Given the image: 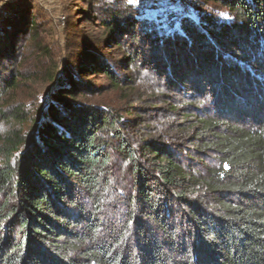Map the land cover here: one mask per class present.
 Returning a JSON list of instances; mask_svg holds the SVG:
<instances>
[{"label": "trees", "instance_id": "obj_1", "mask_svg": "<svg viewBox=\"0 0 264 264\" xmlns=\"http://www.w3.org/2000/svg\"><path fill=\"white\" fill-rule=\"evenodd\" d=\"M1 1L0 121H22L3 99L25 77L14 65L38 25L33 1ZM208 1L174 29L176 13L140 18L127 4L120 17L105 3L101 27L116 47H131L127 65L186 90L188 107L207 105L187 112L197 137L185 154L131 141L120 115L79 100L81 76L120 82L112 61L90 53L68 66L28 130L0 136V264H264V0ZM110 151L126 163L115 172L125 173L118 202L109 199Z\"/></svg>", "mask_w": 264, "mask_h": 264}, {"label": "rangeland", "instance_id": "obj_2", "mask_svg": "<svg viewBox=\"0 0 264 264\" xmlns=\"http://www.w3.org/2000/svg\"><path fill=\"white\" fill-rule=\"evenodd\" d=\"M31 1V10L38 25L36 35L25 42L21 56L14 65L25 77L19 81L16 91L7 93L3 99L5 104L13 98L7 105H17L23 117L22 121H0V136L8 132L25 133L30 117L35 116L38 108L47 103L52 89L56 88L67 67H79L93 53L112 61V70L120 82L114 85L113 81L99 72L81 76L84 92L79 100L102 104L120 115L123 133L133 142L156 139L174 145L179 154L190 150L193 138L197 137L194 134V126L197 125L193 126L194 119L186 116L188 113H196L192 106L203 110L207 105L204 103L203 106L202 102L196 100L188 107L186 90L180 89L177 93L170 91L158 75L145 70L139 63L127 65L126 59L133 56V50L128 43L120 48L116 47L101 27V20L110 15L109 7L105 3L114 4L113 7L119 10L120 17L126 15L127 9L124 7L129 5L138 8L136 10L140 12V18L166 21L170 12L176 13V17L169 19L168 23L174 29L178 27L181 15L186 11L189 13L191 6H201L203 0H136L135 3H129V0H100L96 5L85 3L84 0ZM204 1V5L208 6L209 1ZM6 4L0 0V21L3 12H7L3 10ZM214 8L215 15H225L226 10L219 4ZM204 9L206 7H202ZM50 75H53L52 80L50 77L48 79ZM257 105L261 107V104ZM253 112L255 117L263 115L261 111L253 109ZM254 123L256 122L252 120L248 124ZM110 152L112 161L109 170L115 171L112 172L114 192L109 193V199L118 202L120 197L113 194L124 189L125 173L115 172L126 170V163L117 153ZM1 160L0 156V162Z\"/></svg>", "mask_w": 264, "mask_h": 264}, {"label": "snow or ice", "instance_id": "obj_3", "mask_svg": "<svg viewBox=\"0 0 264 264\" xmlns=\"http://www.w3.org/2000/svg\"><path fill=\"white\" fill-rule=\"evenodd\" d=\"M136 0H129V3H135Z\"/></svg>", "mask_w": 264, "mask_h": 264}]
</instances>
